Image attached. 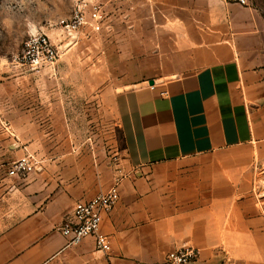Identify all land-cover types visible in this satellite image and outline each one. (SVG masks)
Here are the masks:
<instances>
[{
	"label": "crops",
	"instance_id": "obj_1",
	"mask_svg": "<svg viewBox=\"0 0 264 264\" xmlns=\"http://www.w3.org/2000/svg\"><path fill=\"white\" fill-rule=\"evenodd\" d=\"M110 2L144 15L132 21L144 28L136 63L145 78L115 94L123 158L72 147L54 83L44 96L43 81L60 72L0 71V104L10 105L0 264H51L76 249L107 264H167L183 246L200 251L190 264H264L263 16L229 0ZM26 155L42 162L36 172L10 177ZM117 181L121 200L101 228L111 252L92 239L68 248L60 228L75 206Z\"/></svg>",
	"mask_w": 264,
	"mask_h": 264
},
{
	"label": "rangeland",
	"instance_id": "obj_2",
	"mask_svg": "<svg viewBox=\"0 0 264 264\" xmlns=\"http://www.w3.org/2000/svg\"><path fill=\"white\" fill-rule=\"evenodd\" d=\"M78 1L0 0V71L19 67L15 58L22 54L31 35L48 34L60 49L57 73L61 74L56 81L45 78L44 96L49 97L54 83L57 99L65 103L72 147L82 149L83 153L97 151L104 157L111 153L116 160L121 159L123 134L115 110V94L128 83L145 78L137 74L136 63L138 58L142 60L144 28H135L132 21L143 19L144 15L141 11L137 16L130 15L129 8L122 3L97 0L104 5V21L70 36L64 34L59 22L71 16ZM254 8L264 18V0H256ZM0 106L1 131L10 126L4 118L10 105ZM51 264L107 262L103 255L76 249Z\"/></svg>",
	"mask_w": 264,
	"mask_h": 264
},
{
	"label": "built area",
	"instance_id": "obj_3",
	"mask_svg": "<svg viewBox=\"0 0 264 264\" xmlns=\"http://www.w3.org/2000/svg\"><path fill=\"white\" fill-rule=\"evenodd\" d=\"M246 8H253L256 0H229ZM104 10L99 4H89L79 0L71 16L59 22L64 34L73 36L80 29L94 26L104 21ZM60 49L46 33L31 35L24 44L22 54L15 58V63L31 73L50 71L53 77L57 76V66L60 60ZM32 155H26L13 163L8 174L10 177L28 179L36 172L40 165ZM121 200L120 183L104 194L88 202H80L75 206L73 214L60 228L61 234L67 239V247H78L85 241L92 239L98 252H111L110 239L102 234L101 228L105 215L114 211ZM200 258V251L190 246L170 253L167 264H190Z\"/></svg>",
	"mask_w": 264,
	"mask_h": 264
},
{
	"label": "water",
	"instance_id": "obj_4",
	"mask_svg": "<svg viewBox=\"0 0 264 264\" xmlns=\"http://www.w3.org/2000/svg\"><path fill=\"white\" fill-rule=\"evenodd\" d=\"M150 85H154V81H151V82H150Z\"/></svg>",
	"mask_w": 264,
	"mask_h": 264
}]
</instances>
